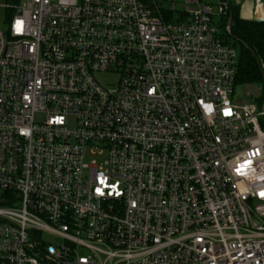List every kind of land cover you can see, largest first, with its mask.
Here are the masks:
<instances>
[{
    "label": "built area",
    "instance_id": "2783aa9c",
    "mask_svg": "<svg viewBox=\"0 0 264 264\" xmlns=\"http://www.w3.org/2000/svg\"><path fill=\"white\" fill-rule=\"evenodd\" d=\"M6 7L0 264H264V103L232 99L227 0Z\"/></svg>",
    "mask_w": 264,
    "mask_h": 264
},
{
    "label": "trees",
    "instance_id": "16d2710c",
    "mask_svg": "<svg viewBox=\"0 0 264 264\" xmlns=\"http://www.w3.org/2000/svg\"><path fill=\"white\" fill-rule=\"evenodd\" d=\"M8 1L13 6L19 3V0ZM227 3V13L223 17L220 27L225 30V35L228 36L227 40L231 38L234 42L232 44L236 43L240 47L235 86L260 83L263 84L261 89L264 92V81L259 70V63L264 64V21L258 22L253 19L241 18L240 4L230 0H227ZM229 15L232 16V20L229 27L230 32L227 33L226 25Z\"/></svg>",
    "mask_w": 264,
    "mask_h": 264
},
{
    "label": "rangeland",
    "instance_id": "374dc122",
    "mask_svg": "<svg viewBox=\"0 0 264 264\" xmlns=\"http://www.w3.org/2000/svg\"><path fill=\"white\" fill-rule=\"evenodd\" d=\"M201 2L204 3H209L213 9L214 13H217L218 6H219V1L220 0H200ZM231 2H234L235 0H230ZM20 4V0L18 5ZM6 6H11L13 7L12 4L9 3L8 0H0V25L5 27L7 24L8 20L15 14V9L14 8H7ZM17 6V5H15ZM243 9V4L241 5V10ZM213 21L216 22L217 25H219V19L220 15H213L212 16ZM221 21H223V17L220 19V24ZM225 31V30H224ZM228 37V36H227ZM231 43H234L231 38H228ZM235 48L237 51V59H239L240 56V47L238 44L235 43ZM96 79L100 82V84L106 86L111 83H113L116 79V75L112 74L110 72H101V73H96ZM262 85L260 83H251V84H244V85H238L235 87V92L233 96V101H239V102H253L255 104H258V106H262L264 103V92H262ZM261 86V87H260ZM260 99H257L256 97H260ZM92 158L87 159V161H90ZM43 237L46 240H49L51 243H56L58 240L55 237H52L48 233H44Z\"/></svg>",
    "mask_w": 264,
    "mask_h": 264
},
{
    "label": "crops",
    "instance_id": "0c3cea01",
    "mask_svg": "<svg viewBox=\"0 0 264 264\" xmlns=\"http://www.w3.org/2000/svg\"><path fill=\"white\" fill-rule=\"evenodd\" d=\"M234 3L240 4V17L241 18L253 19V17L255 16V13L253 11L255 3H256L255 0H235ZM242 4H243V9L241 10ZM256 98L258 99V97Z\"/></svg>",
    "mask_w": 264,
    "mask_h": 264
},
{
    "label": "water",
    "instance_id": "95a60500",
    "mask_svg": "<svg viewBox=\"0 0 264 264\" xmlns=\"http://www.w3.org/2000/svg\"><path fill=\"white\" fill-rule=\"evenodd\" d=\"M19 12H20V10L17 11V13H19ZM231 20H232V16L229 15L228 22H227V28L230 27ZM253 20L258 21V22H262V21L264 20V18H263V16H262V14H261V15H255V16L253 17ZM259 70H260V72H261V74H262L263 81H264V68H263V66H262L261 63H259ZM262 107H263V106H262Z\"/></svg>",
    "mask_w": 264,
    "mask_h": 264
},
{
    "label": "bare ground",
    "instance_id": "6f19581e",
    "mask_svg": "<svg viewBox=\"0 0 264 264\" xmlns=\"http://www.w3.org/2000/svg\"><path fill=\"white\" fill-rule=\"evenodd\" d=\"M261 13H262V6L260 4H258L257 9H256V15H261Z\"/></svg>",
    "mask_w": 264,
    "mask_h": 264
},
{
    "label": "snow or ice",
    "instance_id": "6c2138e0",
    "mask_svg": "<svg viewBox=\"0 0 264 264\" xmlns=\"http://www.w3.org/2000/svg\"><path fill=\"white\" fill-rule=\"evenodd\" d=\"M208 108H210V106H207Z\"/></svg>",
    "mask_w": 264,
    "mask_h": 264
}]
</instances>
